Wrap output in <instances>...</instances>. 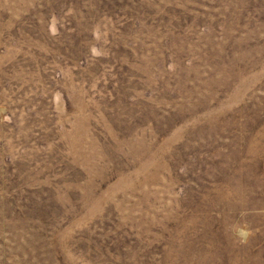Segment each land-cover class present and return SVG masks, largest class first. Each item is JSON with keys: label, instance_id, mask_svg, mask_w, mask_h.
Returning a JSON list of instances; mask_svg holds the SVG:
<instances>
[{"label": "rangeland", "instance_id": "1", "mask_svg": "<svg viewBox=\"0 0 264 264\" xmlns=\"http://www.w3.org/2000/svg\"><path fill=\"white\" fill-rule=\"evenodd\" d=\"M0 264H264V0H0Z\"/></svg>", "mask_w": 264, "mask_h": 264}, {"label": "clouds", "instance_id": "2", "mask_svg": "<svg viewBox=\"0 0 264 264\" xmlns=\"http://www.w3.org/2000/svg\"><path fill=\"white\" fill-rule=\"evenodd\" d=\"M247 231L246 229L242 230L241 232L237 233L238 238L242 235L243 232ZM250 235V233H249ZM241 242H246L245 240H241Z\"/></svg>", "mask_w": 264, "mask_h": 264}]
</instances>
